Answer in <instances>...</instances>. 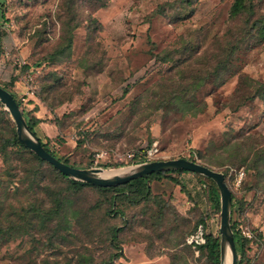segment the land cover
Wrapping results in <instances>:
<instances>
[{
    "label": "rangeland",
    "instance_id": "obj_1",
    "mask_svg": "<svg viewBox=\"0 0 264 264\" xmlns=\"http://www.w3.org/2000/svg\"><path fill=\"white\" fill-rule=\"evenodd\" d=\"M233 1L110 0L94 14L90 0L81 5L77 0L75 7L83 22L74 30L72 50L63 62L48 65L43 60L62 43L66 32L68 0H0V82L14 91L15 80L22 81L25 93H14L29 115L23 99L28 91L34 90L39 96L43 79L51 70L66 78L67 87L58 98H68L71 93L78 104L52 112V120L58 123L53 127L49 148L71 164L114 170L178 157L205 164L202 155L212 153L221 160L220 154L227 156L224 147L231 146L230 141L235 139L264 144V101L250 98L233 110L235 101L231 100L240 73L264 80V36L258 37L254 29L237 50L233 63L223 71L225 81L218 78L198 91L203 109L196 115L174 104L158 107L153 91H161L157 82L162 77H179L177 65L183 60L189 59L187 64L203 72L206 65L197 60L215 54L220 44L229 43L237 34L243 36L242 28L264 16V0H255L254 14L231 20ZM98 2L91 0L92 5ZM90 14L101 21L102 30L94 31L93 23L89 28L86 18ZM186 44L188 49H184ZM166 54L170 57L164 61ZM73 56L76 59L72 62ZM78 60H86L82 62L85 67L77 65L73 70ZM53 97L54 102L59 100ZM4 110L8 111L5 106ZM46 126L51 132V125ZM231 159L211 167L226 174L234 198L232 222L241 234L242 230L253 234L247 237L242 264H264V173L249 163ZM13 163L19 165L17 160ZM8 164L0 157V174L14 181L2 200L3 212L15 211L12 218L18 223L16 208L27 207L37 193L22 181L24 171L18 166L7 172ZM175 176L177 182L164 179L153 186V194L162 196L166 205L160 221L157 202L127 209L129 221L122 235L124 256L119 261L169 264L170 254L182 245H176L177 236L187 241L188 233L206 214L211 216L205 232L220 235V211L210 209L199 177L190 173ZM15 186L19 187L16 193ZM98 196L96 189L87 188L74 197L68 213L71 229L60 228L58 232L57 222L63 220L55 218L45 230L39 226L26 232L14 230L0 241V264H91L108 258L104 242L108 224H120L122 220H110L104 206L93 210ZM50 198L46 197V207L52 204ZM131 237L136 240H129ZM199 254L195 251L189 258L192 264H204L205 257Z\"/></svg>",
    "mask_w": 264,
    "mask_h": 264
},
{
    "label": "trees",
    "instance_id": "obj_2",
    "mask_svg": "<svg viewBox=\"0 0 264 264\" xmlns=\"http://www.w3.org/2000/svg\"><path fill=\"white\" fill-rule=\"evenodd\" d=\"M83 1L84 0H80L78 5H81ZM192 1L193 0H189V3ZM109 2L110 0H100L97 4L92 5L90 0V7H92L95 14L99 9L107 6ZM76 4L77 0H68L67 2V12L70 13V16L66 21L67 28L64 29L66 32L63 34L62 43H60L59 46H57L54 51L43 60L48 65L63 62V60L67 58L66 56H68L67 53L72 50L74 30L83 22L81 12L78 7H75ZM255 5V0H234L229 10L230 19H235L244 14H254ZM62 17H65V14H62ZM86 19L89 23V28H91V23L94 24V31H100L103 29V24L96 16L92 17L90 14ZM254 29H257L258 37L261 38L264 36V16L253 21L247 27L242 28L241 33H244L243 36L237 34V37L229 43L225 44L223 42L220 44L219 51L215 54H207L206 57L204 56L201 57V60H197V63H203L206 65L203 72H197V67L193 68L190 63L187 64L189 59H186L177 65L176 74L179 75L178 78H175V75L162 77V79L157 82V86L163 90L153 91V94L157 96L156 100L158 107H165L166 105L174 104L180 106L183 110L196 115L199 109H203V105L198 99V91L204 88L209 82L218 78L220 79L222 77V81H225L223 71L227 70L228 65L233 63L237 50L240 48L245 38L252 34ZM188 48L189 46L186 44L184 49ZM169 57L170 55L166 54L162 57V60L166 61ZM203 59L205 62H202ZM71 61H74L73 57H71ZM88 61L90 62V60ZM82 62H86V60H78L75 66L80 65L85 67ZM194 69H196V71H192ZM0 85L8 89V87L1 82ZM65 87H67L66 81L56 70H51L48 75L45 76V79H43V95L42 92H38L39 97L51 106L48 107L52 112L64 102L74 99L71 93L68 98H58L60 91ZM52 92H54L53 95L56 96L55 98L59 99L56 100L57 102H54V97L51 94ZM12 93L16 98V94L14 92ZM250 98L264 101V80L253 78L246 73H240L237 86L231 97V100L235 101V105L232 106V109H238ZM18 103L21 106L20 101H18ZM0 106V124L4 123L6 125H4L3 128H0V157L3 156L7 164L9 163L6 166L7 172H10L11 169H16V167L19 166V168L25 173L22 181L26 182L27 189L32 190L35 194L37 193L32 199L33 201L30 202L27 207L21 206L20 208H16L18 223L13 221L12 215L15 211L3 212L5 207L2 200L8 194L9 188L14 184V181L12 178H6L2 173L0 174V241L8 237L10 233L14 232V230L26 232L29 227L32 226H39L45 230L55 218H62L63 220V223L60 221L57 222L58 232L60 228L66 229L65 227H67L71 229L68 213L69 210H71L73 203H75L74 197L85 192L87 188H93L99 192L98 200L94 204L93 210H100L104 206L105 215L108 216L110 220L121 219L122 223L116 224L110 222L108 224V236L104 239V242L108 246V258L100 261L93 260L91 264H125L124 262L119 261V259L124 256L122 244L125 240L122 239V235H124L127 227L126 223L129 221L127 217V209L142 203L148 204L150 202H157L160 208L156 211V214L157 220L160 221L163 217L166 205L162 200V196H156L153 194V186L157 181L164 179H172L177 182L178 180L175 174L179 173H190L199 177L204 193L210 201V209L220 211V190L216 182L208 176L189 170L153 172L149 174L148 178L140 177L118 186L108 187L72 179L58 170L47 160L40 158L35 152L26 147L20 141L16 130V124L12 119L10 112L4 110V105L1 102ZM22 110L29 127L38 135L37 126L41 122V119L37 118L35 115H27L24 108ZM40 140L47 150L56 155L49 148L51 138L47 137L44 139L40 137ZM80 143L81 142H79L78 145H80ZM229 144H231V146L226 145L223 151L227 153V156L220 154L221 160H219V156L214 153L208 157L202 155L207 161L205 164L211 167L214 163L221 165L226 160L236 158L240 163H249L251 167L256 168L261 174L264 173V144L262 145V143L257 141L254 143H248L247 141H240L239 139H235L233 142L230 141ZM58 158L69 163L66 158ZM14 160H17L19 165L14 164ZM71 165L80 167L75 164ZM15 189L14 193L18 192L19 187L15 186ZM40 193H42L44 197L39 196ZM48 196L51 197L49 200L52 204L46 207V197ZM124 203H126L128 207L125 206L124 208L122 206ZM210 216L211 214L203 215L196 223L193 231L188 233L189 236L196 232L200 225L205 228L206 221ZM232 227L235 233L238 253L240 255L239 264H242V257L245 255V246L248 238L240 233L236 222H232ZM177 237L176 245H182L180 250H176L170 254L169 264H192L189 258L193 257L197 250L200 251V258L205 257L204 264H221L219 234L205 232V242L198 245L196 248H193V246L185 240L184 236ZM128 239L136 240L134 237Z\"/></svg>",
    "mask_w": 264,
    "mask_h": 264
},
{
    "label": "water",
    "instance_id": "obj_3",
    "mask_svg": "<svg viewBox=\"0 0 264 264\" xmlns=\"http://www.w3.org/2000/svg\"><path fill=\"white\" fill-rule=\"evenodd\" d=\"M0 102L10 112L16 124L20 141L40 158L47 160L68 177L98 186H118L136 178H148L153 172L166 170H189L212 178L220 190V255L221 264H239V253L232 227V190L227 182L224 172L216 170L195 159L178 157L142 161L132 166L121 167L122 170L105 173L104 168L76 167L58 158L42 144L40 137L29 127L27 119L14 94L6 87L0 85ZM115 170V169H114Z\"/></svg>",
    "mask_w": 264,
    "mask_h": 264
},
{
    "label": "crops",
    "instance_id": "obj_4",
    "mask_svg": "<svg viewBox=\"0 0 264 264\" xmlns=\"http://www.w3.org/2000/svg\"><path fill=\"white\" fill-rule=\"evenodd\" d=\"M1 39H2V36L0 35V40ZM73 58L76 59L75 56H73ZM72 69L73 70H77L78 68L76 66H73ZM64 80L66 81L65 77H64ZM22 85H23L22 81H19V79H17V80H15V84L13 85V90L14 91H12L10 89V87H8V89L10 91H12V92L19 93L21 95V93H25V92H22V88L25 85L24 86H22ZM32 89H35V88H32ZM23 99L25 100V104H26L27 107H29V111L31 112V114L30 113H28V114L29 115H35L37 118L41 119V122L37 126L38 136L41 137V138H44V137L52 138V132H54V128L56 127L55 125H57V121H55V120L53 121L52 120L53 113L49 109V107H48L49 105L45 101H43L39 96H37L35 94L34 90L30 91L29 95L28 96H24ZM77 104H78V101L76 103V99H73L71 101H66L63 104L59 105V107L56 108L55 111H58V109H60L62 106H75V105L77 106ZM27 110H25V112H28ZM46 113L48 115H46ZM46 125H51V132H50V130H47L48 126H46ZM159 258H164V256L159 257ZM155 260L156 259H154L153 261H155ZM165 264H167V263H165Z\"/></svg>",
    "mask_w": 264,
    "mask_h": 264
},
{
    "label": "built area",
    "instance_id": "obj_5",
    "mask_svg": "<svg viewBox=\"0 0 264 264\" xmlns=\"http://www.w3.org/2000/svg\"><path fill=\"white\" fill-rule=\"evenodd\" d=\"M33 91V90H32ZM30 91H28L29 93ZM104 152L102 154H99V156H103ZM242 234L245 237L252 238L253 234L250 230H242ZM205 230L202 225L198 227L196 232L188 236L187 242L193 246V248H196L198 245L203 244L205 242ZM198 251V250H197Z\"/></svg>",
    "mask_w": 264,
    "mask_h": 264
},
{
    "label": "bare ground",
    "instance_id": "obj_6",
    "mask_svg": "<svg viewBox=\"0 0 264 264\" xmlns=\"http://www.w3.org/2000/svg\"><path fill=\"white\" fill-rule=\"evenodd\" d=\"M119 170H122V169H124V168H122V169H120V168H118ZM118 169H115V170H105L104 172L105 173H111V172H113V171H117Z\"/></svg>",
    "mask_w": 264,
    "mask_h": 264
}]
</instances>
